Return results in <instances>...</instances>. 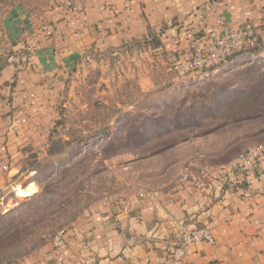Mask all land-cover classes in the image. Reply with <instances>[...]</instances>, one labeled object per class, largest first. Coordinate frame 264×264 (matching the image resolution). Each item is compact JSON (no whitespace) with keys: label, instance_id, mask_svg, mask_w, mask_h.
<instances>
[{"label":"crops","instance_id":"crops-1","mask_svg":"<svg viewBox=\"0 0 264 264\" xmlns=\"http://www.w3.org/2000/svg\"><path fill=\"white\" fill-rule=\"evenodd\" d=\"M44 0L15 10L0 46V196L28 154L60 123L82 61L135 44L160 60L190 58L186 30L205 34L223 16L264 40V0ZM200 167L173 188L142 189L85 209L75 224L13 264H264V157L251 170ZM210 227L215 243L172 256L183 233Z\"/></svg>","mask_w":264,"mask_h":264},{"label":"rangeland","instance_id":"rangeland-1","mask_svg":"<svg viewBox=\"0 0 264 264\" xmlns=\"http://www.w3.org/2000/svg\"><path fill=\"white\" fill-rule=\"evenodd\" d=\"M0 0V46L16 10ZM135 44L81 62L63 116L0 196V262H16L72 227L92 204L173 188L200 167L234 162L264 143V52L185 76Z\"/></svg>","mask_w":264,"mask_h":264},{"label":"built area","instance_id":"built-area-1","mask_svg":"<svg viewBox=\"0 0 264 264\" xmlns=\"http://www.w3.org/2000/svg\"><path fill=\"white\" fill-rule=\"evenodd\" d=\"M74 0H67L69 7ZM189 43L190 58L176 66L181 75H199L226 65L231 60L254 58L264 52V40H261L252 24L232 27L223 16H217L215 26L205 34H199L195 29L186 30ZM264 157V143L250 146L232 163L233 167H245L251 170ZM207 241L215 243L210 227H200L185 232L175 248L172 256L181 261L187 254V248L195 242ZM0 264H13L3 261Z\"/></svg>","mask_w":264,"mask_h":264}]
</instances>
